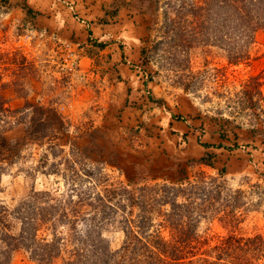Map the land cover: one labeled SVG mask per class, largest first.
Wrapping results in <instances>:
<instances>
[{"label": "rangeland", "instance_id": "1", "mask_svg": "<svg viewBox=\"0 0 264 264\" xmlns=\"http://www.w3.org/2000/svg\"><path fill=\"white\" fill-rule=\"evenodd\" d=\"M191 2L0 0V94L12 109L40 103L69 123L68 130L49 133L64 147L57 156L48 151L47 136L42 146L26 145L15 163H0V208L12 234L20 225L11 215L30 190L67 191L63 156L74 143L110 162L113 179L135 183L195 178L200 171L219 176L223 170L218 178L226 188L216 207L241 190L238 221L225 209L207 212L200 231L213 238L229 232L264 238V134H253L249 117L225 98L253 76H259L264 98V31L256 33L249 59L229 64L218 29L211 31L217 16L208 21L217 45L190 33ZM24 4L39 14H28ZM4 134L20 139L24 128L16 124ZM206 153L212 166L199 161ZM60 159L58 173L47 174ZM120 218L102 232L112 250L122 242ZM10 264L38 263L20 248Z\"/></svg>", "mask_w": 264, "mask_h": 264}, {"label": "trees", "instance_id": "2", "mask_svg": "<svg viewBox=\"0 0 264 264\" xmlns=\"http://www.w3.org/2000/svg\"><path fill=\"white\" fill-rule=\"evenodd\" d=\"M189 5L194 19L190 33L199 41L210 37L208 21L217 16L211 31L215 35L218 29L228 63L249 59L256 33L264 31V0H192ZM23 8L32 16L39 14L26 4ZM213 35L211 45L216 44ZM260 85L259 76H253L237 92L225 96L249 117L253 134H264ZM16 124L24 128L23 136L7 139L5 131ZM68 124L53 108L40 103L25 101L21 108L12 109L0 94V163H15L23 157L26 145L35 142L42 146L49 133L60 127L68 130ZM48 139L51 156L64 151L62 144L52 141L55 138ZM94 152L74 143L68 146L63 156L67 173H62L67 191L54 196L49 190H30L11 215L19 222L18 234L10 232L7 213L0 208V264H10L12 253L20 248L38 264H51L56 259L61 264H264L261 236L229 232L213 238L200 231L207 212L214 214L221 209L216 203L226 188L219 180L223 170L219 176L200 171L195 178L164 182L140 179L135 183L113 179L107 171L110 162L96 158ZM207 157L212 154H204L200 163L212 166ZM61 161L49 164L47 174L58 173ZM235 192L237 195L226 198L224 206L220 204L232 221H238L236 212L243 206L235 201L243 192ZM116 216L121 217L118 223L123 238L112 250L102 232Z\"/></svg>", "mask_w": 264, "mask_h": 264}, {"label": "crops", "instance_id": "3", "mask_svg": "<svg viewBox=\"0 0 264 264\" xmlns=\"http://www.w3.org/2000/svg\"><path fill=\"white\" fill-rule=\"evenodd\" d=\"M213 139H214V141L216 142L217 139H216L215 137H214ZM205 142H207V141H205Z\"/></svg>", "mask_w": 264, "mask_h": 264}]
</instances>
